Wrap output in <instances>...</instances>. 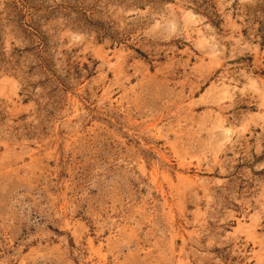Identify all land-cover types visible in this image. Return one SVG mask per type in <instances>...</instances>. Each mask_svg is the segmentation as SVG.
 Wrapping results in <instances>:
<instances>
[{
	"label": "rangeland",
	"instance_id": "1",
	"mask_svg": "<svg viewBox=\"0 0 264 264\" xmlns=\"http://www.w3.org/2000/svg\"><path fill=\"white\" fill-rule=\"evenodd\" d=\"M0 264H264V0H0Z\"/></svg>",
	"mask_w": 264,
	"mask_h": 264
}]
</instances>
